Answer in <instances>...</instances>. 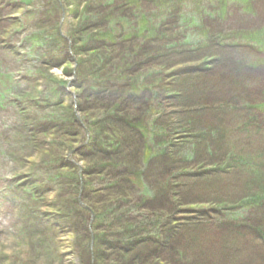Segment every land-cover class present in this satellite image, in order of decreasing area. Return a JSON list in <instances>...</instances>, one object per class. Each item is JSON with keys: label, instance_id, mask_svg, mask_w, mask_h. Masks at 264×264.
<instances>
[{"label": "rangeland", "instance_id": "rangeland-1", "mask_svg": "<svg viewBox=\"0 0 264 264\" xmlns=\"http://www.w3.org/2000/svg\"><path fill=\"white\" fill-rule=\"evenodd\" d=\"M263 3L0 0V264H264Z\"/></svg>", "mask_w": 264, "mask_h": 264}, {"label": "trees", "instance_id": "trees-1", "mask_svg": "<svg viewBox=\"0 0 264 264\" xmlns=\"http://www.w3.org/2000/svg\"><path fill=\"white\" fill-rule=\"evenodd\" d=\"M259 2L260 3H263L264 2V0H259ZM264 4V3H263ZM205 5V4H204ZM238 5L240 6V2H235V4H226V6H225V10H223V14H224V16L225 17H228L229 19H231V20H235L236 21V24H240V22L241 21H243V20H241V18L240 19H238L237 20V16H234V13L233 12H235V10H238ZM259 5V4H258ZM174 7V6H173ZM241 7V6H240ZM217 8H218V6H217ZM208 9H209V7L208 6H205L204 7V10H207L208 11ZM235 9V10H234ZM244 9V8H243ZM177 10V8H173V9H171V12H175ZM244 10H247V11H252V8H249V9H244ZM170 12V13H171ZM263 12V7H261V6H257V13L258 14H263L262 13ZM202 14L204 15V13L202 12ZM210 15H211V12H210ZM206 17V18H205ZM203 19V22H207L206 20H208L209 18H210V16H205ZM215 17V16H214ZM216 17H218V20H222V18H221V12L220 13H217V16ZM165 18H168V17H165ZM155 22H157V19L154 21V25H155ZM165 20L164 21H160V23H156V25L157 24H159L158 26H157V29H154V31L152 32L154 35H156L157 33H159V32H161L162 30L164 31L165 30ZM245 26H247V28H248V25H246L245 24ZM160 27V29H158ZM147 28V27H146ZM148 29V28H147ZM162 29V30H161ZM150 30L151 29H148V31L150 32ZM160 30V31H159ZM162 31V32H163ZM247 33H244L243 31H241L240 32V34L239 35H241V37H243V38H245V37H252V38H254L255 40H257L258 42H260V39H261V36H260V34L262 33V32H264V30L263 29H248V31H246ZM158 37V36H157ZM141 42V41H140ZM138 42L137 43V46L139 45V46H143V43L144 42ZM237 62H240L242 65H243V63H245L246 61H245V58L243 59V60H238ZM233 65H234V68H236L238 65L237 64H235V62H231V61H229V62H227V65L226 64H221V68H220V70H221V73H220V76L219 77H221V78H224V79H226L227 77H229L230 75H232L234 72V68H233ZM228 68H230V69H228ZM124 69L125 70H127V68H126V65L124 64V66L121 68V70H120V75L122 74V72L124 71ZM247 77H249L250 79H251V81H252V83H253V80L256 82V83H260V81H261V79L262 78H258V77H254L253 78V76L252 75H249V76H247ZM217 82V81H216ZM216 82H214V83H216ZM200 83V87H203V86H205V85H203L204 84V82H202V81H200L199 82ZM213 83V84H214ZM246 83H249V81H246V80H242L241 81V84L243 85V84H246ZM206 84V83H205ZM212 83H211V85H213ZM189 99H191V97L189 96L188 97ZM186 104H187V102H186ZM255 118V117H254ZM254 118H252L253 120H254ZM251 122H253L252 120H251ZM250 122V123H251ZM255 123V122H254ZM258 123H256V125H257ZM90 152H92V150H90ZM212 225H213V223H212ZM241 225H239V226H237L238 228H237V231H241L242 230V227H240ZM225 230H227V228H225L224 226H211V234L209 233V232H207V230H206V228L203 230V229H201V228H198V230H197V233L199 234V236L201 237V242H205L204 243V245H207V250H208V247H209V252H211V249H213L214 247H215V245H216V243H218V246H219V248L220 249H222V248H227L228 249V247L229 248H231V246H230V241H232L233 239H231V240H228V241H224L223 239H221V237H220V235L222 234V232L223 231H225ZM230 230L231 231H233V229H231L230 228ZM216 231H219L220 232V234H219V236H217L218 238H216V236H215V232ZM205 232V233H204ZM202 233V235H200ZM212 237V238H211ZM227 246V247H225V246H223L224 244ZM203 246V245H202ZM204 247H201V248H199L201 251H199V252H201L202 253V251H205V248L203 249ZM229 250V249H228ZM225 251H227V250H225ZM181 254L182 253H179V252H177L176 253V255L177 256H181Z\"/></svg>", "mask_w": 264, "mask_h": 264}]
</instances>
